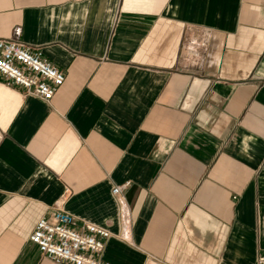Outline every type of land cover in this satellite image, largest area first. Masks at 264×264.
<instances>
[{
	"label": "crops",
	"instance_id": "0c3cea01",
	"mask_svg": "<svg viewBox=\"0 0 264 264\" xmlns=\"http://www.w3.org/2000/svg\"><path fill=\"white\" fill-rule=\"evenodd\" d=\"M0 39L64 74L49 102L0 76V264H57L29 236L65 188L101 261L254 263L264 0H0Z\"/></svg>",
	"mask_w": 264,
	"mask_h": 264
},
{
	"label": "built area",
	"instance_id": "2783aa9c",
	"mask_svg": "<svg viewBox=\"0 0 264 264\" xmlns=\"http://www.w3.org/2000/svg\"><path fill=\"white\" fill-rule=\"evenodd\" d=\"M0 76L7 84L22 89L25 95L49 102L64 81V74L44 58L38 49L20 41L0 39ZM128 182L114 186L111 193L122 197ZM69 189L54 204L49 217H41L29 236L39 251L57 264H109L95 257L103 248L108 230L91 222L77 225L75 218L62 208ZM253 264H264V251Z\"/></svg>",
	"mask_w": 264,
	"mask_h": 264
}]
</instances>
